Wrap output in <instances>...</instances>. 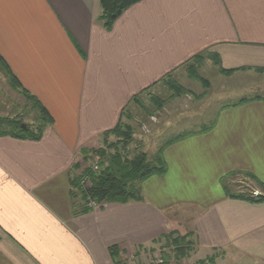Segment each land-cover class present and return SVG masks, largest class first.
Returning a JSON list of instances; mask_svg holds the SVG:
<instances>
[{
    "label": "crops",
    "instance_id": "obj_1",
    "mask_svg": "<svg viewBox=\"0 0 264 264\" xmlns=\"http://www.w3.org/2000/svg\"><path fill=\"white\" fill-rule=\"evenodd\" d=\"M100 14V0H0L5 77L7 64L54 117L39 138L0 124V264H115L111 246L124 259L153 245L177 229L181 208L193 212L200 251L236 250L264 264V202L230 197L221 180L243 174L244 187L263 194L250 174L264 182V0H141L111 29ZM198 53H217L221 65L209 56L211 69L199 67L207 81L179 75L184 93L163 108H190L197 80L199 101L213 87L239 98L164 148L167 171L143 181L142 201L79 212L71 177L82 149L99 147L134 95Z\"/></svg>",
    "mask_w": 264,
    "mask_h": 264
},
{
    "label": "rangeland",
    "instance_id": "obj_2",
    "mask_svg": "<svg viewBox=\"0 0 264 264\" xmlns=\"http://www.w3.org/2000/svg\"><path fill=\"white\" fill-rule=\"evenodd\" d=\"M202 54L205 62L202 60L201 63L199 62L198 64H195L194 59H192L189 63L182 66L178 71L179 73L177 72L178 74L176 73V75L170 77L168 81L161 80L159 83L141 94L138 97V101L130 103L123 116V122L130 125L133 129V140L128 147L131 156L139 151H145L150 157L156 154L160 149L165 148L168 142L172 139H175L180 135H188L194 131L204 129L215 119L219 112V107L225 103H233L239 98V96L230 94L231 92L234 93L233 89L230 87L225 89H217L216 87H213L212 89H209V94L205 99L199 101L202 97L200 96L201 83L203 84L204 82L197 80L193 81V88L195 90L192 92H194L195 95L192 96L193 104L190 108L175 113L173 111H166V107L165 109L163 108L169 103L172 97L181 96L184 93V91L179 94L176 93L170 85L171 83L180 84L181 81H184V78H180L179 75L184 73L190 74V67L192 65L197 67V71L200 70L199 67L202 65L204 68L209 66L206 69H202L204 72L205 70L211 69L210 65L207 64L210 54ZM213 62L212 65L215 64ZM4 73L5 72H3L0 66V114L2 116H7L6 118L8 119H21L22 122L27 124V126H31L32 129L37 130V127L41 123V120L38 119L40 116L39 110L33 107L32 102L26 99L24 94L19 91L20 89L13 88L10 79L6 78ZM180 85L183 86L182 83ZM247 95L252 96L255 94L249 93ZM157 99L160 101L162 100L163 104L159 105L160 102H157ZM7 107H9V109ZM117 140L118 138L116 135L110 134L108 136V143L102 141L101 144H99V147L105 146L106 148H109L108 144ZM97 160L98 156L92 158V161L89 164L92 163V165L95 166ZM245 179V175L236 173L235 175L227 177L226 184L231 192H243L245 194L255 195L256 191L252 192L248 189L251 185H245ZM244 186H247L248 188H245ZM262 193H264V190ZM200 194L201 193L199 192L191 193V198L194 200L202 199ZM181 210V213H179V216L173 225L177 227L179 233L184 234L189 230V221L193 212L188 209L181 208ZM165 242V239H162L160 241H155L153 245H148L145 248L142 247L139 249L140 251H136L134 255L126 256L123 259L124 262L121 264H157L162 262L165 259V256L169 254L174 256L175 249L173 246H167ZM187 251V255L181 261L179 260L178 263L201 264L200 260H203L205 261L204 264H247L249 261L248 256H244L236 252V250L232 252L229 250H218L206 254L197 248L196 241L191 244L190 247H187ZM211 258H213V260L209 261ZM170 261L175 262V259L173 261V258H171Z\"/></svg>",
    "mask_w": 264,
    "mask_h": 264
},
{
    "label": "trees",
    "instance_id": "obj_3",
    "mask_svg": "<svg viewBox=\"0 0 264 264\" xmlns=\"http://www.w3.org/2000/svg\"><path fill=\"white\" fill-rule=\"evenodd\" d=\"M139 1L141 0H100L101 14L99 15V20L103 23L105 28L111 29L124 10ZM210 56L213 58L216 65H221V58L217 53H211ZM192 59H194L195 64H198L203 60V54L198 53ZM5 71L7 72L12 86L21 89L26 99L30 100L33 107L39 110L40 116L38 119L41 120V123L37 127V130L32 129L31 126H26L24 128L21 124L22 120L12 118H0V124L10 120V122H14L12 126L13 128L11 129L14 135L27 138H39L45 128L54 122V117L42 102L21 84L7 64L5 66ZM222 71L224 73H230V70L222 69ZM168 75L170 77V74ZM190 75L204 80L198 73L197 67L194 65L190 67ZM168 79L170 78H165L167 81ZM170 85L178 94L184 91V87L180 84L171 83ZM149 88H146L143 92ZM139 96L140 94L133 96L129 104L123 108L121 118L117 125L104 133V143H108V136L110 134L116 135L118 138L117 141L110 142L108 144L109 148L104 146L82 149V157L75 165L77 173H74L71 177L72 195L74 198L78 197L81 204L79 212L89 211L93 207L90 204L91 201L96 202L98 205H102L106 202L127 203L130 201H142L144 199L142 188L143 181L151 175H163L167 171V162L163 153L164 148L160 149L156 154L150 157L145 151H139L132 156L129 153L128 147L133 140V129L130 125L123 122V116L130 103L138 101ZM157 102H160L159 105L163 104L162 100L160 101L157 99ZM0 133L3 134L7 132L0 128ZM178 138L179 137L172 139L168 144ZM96 156H98L96 163L98 169H95L92 163L89 164L92 161V158H95ZM235 174L236 172H230L221 178L226 193L230 197L241 198L252 202H264V193L254 195L231 192L226 184V179L228 176ZM250 175L264 190V182L259 180L255 175ZM84 177H87L90 180V185L87 188H84L82 185ZM178 231V229H173L155 240L160 241L165 239V244L167 246H173L175 249L174 256L169 254L165 256V259L162 262L157 264H180L178 261H181L187 255V247H190L191 244L195 242L193 237L194 232L189 229L186 233L181 234ZM110 252L115 264H121L123 262V259H121L120 256L121 251L118 246H111ZM171 258H173V261L175 259V262H171ZM212 260L213 258L209 261ZM200 263L204 264L205 261L200 260Z\"/></svg>",
    "mask_w": 264,
    "mask_h": 264
},
{
    "label": "built area",
    "instance_id": "obj_4",
    "mask_svg": "<svg viewBox=\"0 0 264 264\" xmlns=\"http://www.w3.org/2000/svg\"><path fill=\"white\" fill-rule=\"evenodd\" d=\"M93 167L95 169H98L97 164L95 166L93 165ZM82 185H83L84 188H87L90 185V180L87 177H84L83 180H82ZM90 204H91V206H96L97 205V203H95L94 201L93 202L91 201Z\"/></svg>",
    "mask_w": 264,
    "mask_h": 264
},
{
    "label": "water",
    "instance_id": "obj_5",
    "mask_svg": "<svg viewBox=\"0 0 264 264\" xmlns=\"http://www.w3.org/2000/svg\"><path fill=\"white\" fill-rule=\"evenodd\" d=\"M23 127H25L26 125L25 124H22Z\"/></svg>",
    "mask_w": 264,
    "mask_h": 264
}]
</instances>
